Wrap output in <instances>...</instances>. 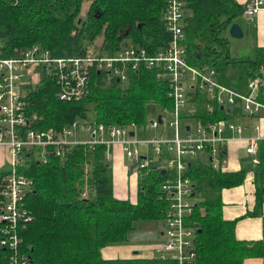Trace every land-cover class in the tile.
Masks as SVG:
<instances>
[{"label":"trees","instance_id":"16d2710c","mask_svg":"<svg viewBox=\"0 0 264 264\" xmlns=\"http://www.w3.org/2000/svg\"><path fill=\"white\" fill-rule=\"evenodd\" d=\"M89 2L85 17L78 14L83 2ZM166 0H0V41L2 55L10 57L19 50L39 44L55 56H81L100 32L101 49L113 54L120 43L131 40L156 49L167 38L162 19ZM184 31L188 61L208 64L217 70L221 83L243 94L248 82L264 71V46L256 47L254 58L229 56V44L210 17L242 15L244 5L234 0H184ZM231 66L230 70L228 69ZM156 72L140 68L130 72L126 84L105 72H92L90 92L78 102H63L56 97V86L43 72L40 83L26 96L27 116H35L31 127L60 128L75 119H92L103 124L135 122L145 125L147 105L171 106L167 87ZM256 98L264 104V82L256 89ZM198 99L194 117L231 118L214 106L211 115ZM27 151L20 170L33 180L26 204L32 219L21 231L22 246L28 251L30 264H177L156 254L105 258L108 246L124 245L140 221L161 222L164 201L159 185L163 178L150 171L138 178L134 199L115 196L112 163L106 146L88 149L77 145L60 159L49 156L46 163L32 158ZM226 150L220 152L224 159ZM242 159L237 170L213 167L210 161L188 169L196 197L192 219L196 227L194 264H244L249 258L264 254L263 240H240L235 236L236 219L223 217L221 191L244 182L253 173L256 204L248 214L262 218L264 236V139L259 141L257 163ZM5 170L0 171V188ZM86 192L85 196L82 193ZM160 229V228H159ZM160 235V230L156 232ZM6 251L0 248V264H7Z\"/></svg>","mask_w":264,"mask_h":264},{"label":"built area","instance_id":"2783aa9c","mask_svg":"<svg viewBox=\"0 0 264 264\" xmlns=\"http://www.w3.org/2000/svg\"><path fill=\"white\" fill-rule=\"evenodd\" d=\"M259 12H264V0H248L242 15L251 21ZM185 17L184 0H166L162 19L167 38L163 45L156 49L154 45L147 47L126 40L112 55L103 51L101 45L90 44L81 56L59 57L33 44L4 57L0 41V147L6 150L9 159V167L1 178L0 248L6 251L7 264H30L21 237L22 229L32 219L26 199L32 191L33 180L20 170L29 159L26 152L33 151L34 160L46 163L51 155L64 159L77 145L88 149L105 145L110 163L120 153L133 165L132 169L128 167L130 172L138 171L140 175L164 170L160 173L163 178L159 185V196L164 201L159 229L162 235L152 251L163 260L194 264L195 202L188 169L203 163L200 155L218 167L213 163L215 157L220 158L227 144L243 135L244 125L236 124L233 119L256 116L264 104L255 95L261 82L257 77L248 82L249 92L243 94L221 83L214 67L188 61ZM140 68L156 72V78L167 87L166 95L171 103L145 125L133 121L106 125L92 119H75L60 128L31 127L36 118L26 114V96L40 83L43 72L56 86L58 100L78 102L90 92L92 72H105L126 84L130 72ZM200 98L204 100L202 106L207 114L211 115L217 106L231 118L204 121L194 117ZM149 129L158 135L144 137ZM243 139L246 155L257 163L259 141L264 138ZM85 195L86 192L82 193Z\"/></svg>","mask_w":264,"mask_h":264},{"label":"crops","instance_id":"0c3cea01","mask_svg":"<svg viewBox=\"0 0 264 264\" xmlns=\"http://www.w3.org/2000/svg\"><path fill=\"white\" fill-rule=\"evenodd\" d=\"M234 1H236L238 4L242 6L248 2V0H234ZM259 13H261V16L260 17L256 16V18L253 19V21L257 23L264 21V12H259ZM260 46H264V42L256 45V47H260ZM242 47L244 48V52H245L243 53L242 56L230 55V57L231 58L247 57L248 52L251 49V46H249L248 44H244L242 45ZM236 118H239L242 121V124L244 125V131L241 137L237 139H233L227 144L226 156L224 158L225 163L224 166L220 167L222 170H226V171L239 169L240 157H246L245 156L246 153L244 151L246 141L243 139L244 137L264 138V109L260 110V112L253 117L236 116L235 119ZM247 118H251V119H247ZM255 127H257V129H255ZM5 154H6V150L0 147V170L4 161ZM200 156L205 158L204 155H200ZM121 160H123L121 154L117 153L114 161L112 162V171L114 170L113 176L116 175L115 171L118 169L115 163ZM124 171H125V175L128 176L130 170L124 169ZM135 180H133L134 186H135ZM115 184L116 183L113 182L114 192H115ZM136 191H135V195H136ZM122 193H123L122 196L119 197L116 195L115 196L121 199L130 198L127 192L125 193L124 191ZM134 198L135 196L130 199L132 200ZM221 198L223 202V217L228 220H233V219L237 220L234 230L236 238L240 240H248V241L262 239L264 245L261 216L248 214L254 210L256 204L255 187L253 184V173L248 172L242 184L235 187L222 189ZM261 211L262 214L264 215V202L262 203ZM138 230L142 231L148 229H138ZM133 236H136V234H134ZM152 247L149 246L144 248L140 247V249H143L142 253H140L134 249L137 248L134 246L113 245L106 247L103 250L102 254L105 258H116V257L126 258L139 253L140 256H147L154 254L152 251ZM244 264H264V254L262 257L259 258L246 259L244 261Z\"/></svg>","mask_w":264,"mask_h":264},{"label":"rangeland","instance_id":"374dc122","mask_svg":"<svg viewBox=\"0 0 264 264\" xmlns=\"http://www.w3.org/2000/svg\"><path fill=\"white\" fill-rule=\"evenodd\" d=\"M89 2L85 1L82 3L81 6V10L78 14V17L80 18H84L85 17V12L88 8ZM186 13H189L188 10H186ZM259 15V16H258ZM261 16V13H258L257 15H255L253 17L256 18ZM226 15L223 16H217V17H210V21H215L214 26H220L222 21H226ZM249 21L247 20L243 15H240L238 17L235 18V20L231 19L228 21V24L226 25V22L222 24V28H220V30H218V34H219V38L222 36L229 44V56H242L244 52V48L242 47V45L244 44H248L249 46H251V49L248 52V56L247 57H239L237 59H245V58H254L255 56V47L257 44L264 42V21H261L260 23H257L255 21ZM236 22L238 23L242 30H243V37L240 39H235L232 38L228 35L227 31V27L232 23V22ZM226 25V27H224ZM221 35V36H220ZM103 32H100L96 39H94V41L91 43L93 44L94 47H100V45L102 44V40H103ZM247 54V53H246ZM231 66H229V70ZM257 78L264 82V71H260L259 75L257 76ZM160 109L157 106H155L154 104H148L147 105V122H149L150 120L156 118V116L160 113ZM247 119H251V118H247ZM233 121L236 124H242V121L239 118H234ZM158 132H156L153 129H149L144 133V137L146 138H151L154 136H157ZM246 157H240L239 160V165H242V159L246 158L247 160L251 159L249 157H247V155H245ZM239 157V156H238ZM123 160L116 162V166H117V170L115 171V176L114 175V170L112 171V178H113V182L116 183L115 184V195L116 196H122V192L125 191V193L127 192L128 195L130 196V198L135 196V191L137 189V184H138V180L137 178H139L140 174L138 171H132L127 175H125V171L124 169H128V167L131 166V162L124 156H122ZM244 160V159H243ZM197 161H200L199 159ZM204 164L207 162V160H205V158L202 157L201 160ZM213 163L217 164L218 167L224 166L225 163V159H221V158H217L215 157V159L213 160ZM9 167V159H8V154L6 152L5 156H4V161L3 164L1 166V170H7ZM114 167V166H113ZM216 167V168H218ZM136 179V180H135ZM133 180H135V186L133 183ZM114 187V185H113ZM136 187V188H135ZM120 190V191H119ZM196 197H194L192 199V201L195 202ZM141 223H137L135 230H133L130 234L129 240L126 244L124 245H128V246H134L137 248H134L135 250H137L138 252L142 253L143 249H140V247H152L154 246L158 241L160 236L157 235V231L159 230V228L161 227V222H157V221H150V220H144V221H140ZM138 229H148V230H142L139 231ZM134 234H136V236H133ZM134 250V251H135ZM139 253V254H140ZM138 254V255H139Z\"/></svg>","mask_w":264,"mask_h":264},{"label":"water","instance_id":"95a60500","mask_svg":"<svg viewBox=\"0 0 264 264\" xmlns=\"http://www.w3.org/2000/svg\"><path fill=\"white\" fill-rule=\"evenodd\" d=\"M230 19H227L226 20V25L228 24V21ZM226 25L224 27H226ZM228 35L232 38H235V39H240L243 37V30L241 28V26L236 23V22H232L228 27H227V31ZM117 82L119 81V79H116ZM159 121H160V117H158ZM133 133L130 132V135H132ZM130 168L132 169L133 168V165L130 166ZM160 173H164V170H161ZM160 235H162V231L160 232Z\"/></svg>","mask_w":264,"mask_h":264}]
</instances>
